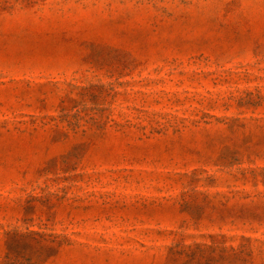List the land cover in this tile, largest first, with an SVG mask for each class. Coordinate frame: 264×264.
Segmentation results:
<instances>
[{
  "label": "rangeland",
  "instance_id": "374dc122",
  "mask_svg": "<svg viewBox=\"0 0 264 264\" xmlns=\"http://www.w3.org/2000/svg\"><path fill=\"white\" fill-rule=\"evenodd\" d=\"M26 231L60 246L23 264H264V0H0V264Z\"/></svg>",
  "mask_w": 264,
  "mask_h": 264
},
{
  "label": "trees",
  "instance_id": "16d2710c",
  "mask_svg": "<svg viewBox=\"0 0 264 264\" xmlns=\"http://www.w3.org/2000/svg\"><path fill=\"white\" fill-rule=\"evenodd\" d=\"M182 123V129L186 127L184 125L186 122L191 124L192 126H197L201 121L192 120L188 121L186 119L180 120ZM179 128L175 129L178 131ZM180 131V129H179ZM243 178H246V172L242 170L240 173ZM200 181H203L200 180ZM239 192L243 191H236L231 192L232 196L228 199H225L224 202L221 204L222 206L226 205L229 200L235 198ZM250 196L243 197V200H248ZM252 202V198L249 199V203ZM14 238H8L7 233L5 234V256L4 258L12 257L14 259L11 263H3V264H23L17 262L19 256L21 257L22 253L31 249V247L36 246L39 253H46V252H54L56 253L60 244L54 241L55 237L48 239L50 235H46L42 232H35V231H26L24 233H17L13 232ZM16 237V239H15ZM220 240L211 239L210 244L200 243V244H191V245H175L173 248L178 249V251L184 253H198L202 258H207L204 263L202 264H247V260L250 258L251 254L253 253V249L249 247L247 244L251 241L249 238L245 239L240 237L241 240L245 241L244 243H240L236 246L233 245H225V237L220 236ZM21 246V247H19ZM200 264V263H197Z\"/></svg>",
  "mask_w": 264,
  "mask_h": 264
}]
</instances>
